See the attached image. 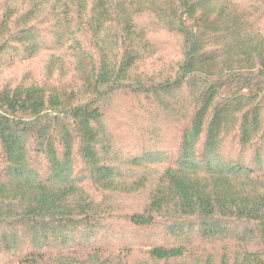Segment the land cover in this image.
Wrapping results in <instances>:
<instances>
[{
  "label": "trees",
  "instance_id": "16d2710c",
  "mask_svg": "<svg viewBox=\"0 0 264 264\" xmlns=\"http://www.w3.org/2000/svg\"><path fill=\"white\" fill-rule=\"evenodd\" d=\"M0 264H264V0H0Z\"/></svg>",
  "mask_w": 264,
  "mask_h": 264
},
{
  "label": "rangeland",
  "instance_id": "374dc122",
  "mask_svg": "<svg viewBox=\"0 0 264 264\" xmlns=\"http://www.w3.org/2000/svg\"><path fill=\"white\" fill-rule=\"evenodd\" d=\"M41 67H42V65H40V66H38V67H36V68H34V69H31V68L29 67V69L32 70L33 74H39V73L41 72ZM27 69H28V67H20V68H16V69L14 70V72H15V73H21V71H23V70H27ZM10 78H12V77H10Z\"/></svg>",
  "mask_w": 264,
  "mask_h": 264
}]
</instances>
